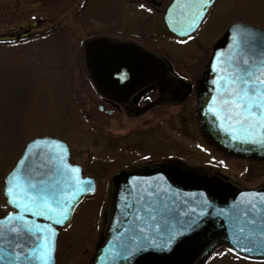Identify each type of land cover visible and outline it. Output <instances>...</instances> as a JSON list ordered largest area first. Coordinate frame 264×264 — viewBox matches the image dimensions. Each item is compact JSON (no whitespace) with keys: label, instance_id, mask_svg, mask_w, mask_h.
I'll list each match as a JSON object with an SVG mask.
<instances>
[{"label":"rangeland","instance_id":"1","mask_svg":"<svg viewBox=\"0 0 264 264\" xmlns=\"http://www.w3.org/2000/svg\"><path fill=\"white\" fill-rule=\"evenodd\" d=\"M232 2L235 9L228 6ZM126 6L124 0H0V36L21 34L25 27L31 29V24H37L27 38L0 43V214L9 209L2 193L3 177L23 145L35 136L53 135L68 141L71 160L81 163L85 173L96 175L98 180L97 193L83 199L71 222L60 231L57 264H87L100 228L105 226L103 215L108 211L110 175L119 168L116 165L119 158H113L115 164L104 160L112 152H124L119 145L122 141L125 146L126 134L158 137L153 128L155 121L180 111L176 106L158 108L139 119L124 114L109 118L104 112L98 113L82 41L90 35L111 32L147 43L153 38L154 47L168 52L181 70L188 59L185 55L191 56L190 63L196 67L210 55L211 44L224 27L222 20L227 15L245 17L264 28V0H222L217 6L216 22H207L191 40L183 39L186 42L180 43L165 34L163 10L151 13L136 4ZM177 128L198 138L194 123L191 130L184 122L177 124ZM174 143L184 149L180 138L175 137ZM165 145L156 150L170 146L169 142ZM191 149L199 151L193 145ZM207 149L214 153L209 145ZM229 162L228 172L237 176L238 168L231 164V170ZM255 167L264 168V163ZM249 178L251 182L262 179ZM204 264H264V261L240 258L220 246Z\"/></svg>","mask_w":264,"mask_h":264},{"label":"water","instance_id":"2","mask_svg":"<svg viewBox=\"0 0 264 264\" xmlns=\"http://www.w3.org/2000/svg\"><path fill=\"white\" fill-rule=\"evenodd\" d=\"M183 2L174 0L166 11L165 21L171 31L181 24V9L176 5ZM240 29L254 33L255 41L245 42ZM173 32L185 36L182 31ZM84 46L86 64L103 93H109L105 87L111 76L146 72L150 67L159 66L134 43L112 41L109 37L98 35L85 39ZM216 53H220V56L217 57ZM241 57L250 59V64L257 69L261 68L264 64L263 28L236 21L215 43L212 56L196 83L199 127L213 144L224 151L264 160V143L233 139L234 135L240 133L227 131L232 125L224 118L217 104L224 87L219 79L225 74L220 71L224 66L221 61L228 62L231 58L235 64ZM115 93L121 98L126 91ZM257 132H264V129ZM43 137L58 139L64 145L67 163L77 166L84 186L93 189L76 195L75 201L70 204L69 217L62 224L48 217L23 212L29 223L41 225L45 234L49 227L55 229V235L50 239L52 251L47 264H56L58 228L71 220L76 206L86 194L95 191L96 184L94 177L83 175L80 164L69 160L70 147L66 141L53 136ZM44 151L47 152V149ZM52 179L59 180V177L54 175ZM111 182L107 225L96 241L89 264H200L217 244H227L242 255L264 257V202L258 198L253 200L258 194L264 195V183L250 188H235L209 176L204 168L188 165L179 159L120 169L112 175ZM4 188L5 185L3 194L8 203ZM68 194L73 195L71 190ZM249 200H253L260 209L250 211L248 220L254 221L252 224L242 223L243 218H237L236 213L238 207L245 208L241 201ZM10 206L14 210L9 212L21 211ZM8 213L0 216V241H5L0 243V264H42L27 251L37 247L39 241L22 237L13 239V234L8 232V227L13 226L4 220ZM135 225H139V228ZM238 225L245 228L242 236L237 234ZM170 235L171 243H167ZM17 244L20 245L19 249L15 247ZM17 251H25V256L15 259L13 253Z\"/></svg>","mask_w":264,"mask_h":264},{"label":"snow or ice","instance_id":"3","mask_svg":"<svg viewBox=\"0 0 264 264\" xmlns=\"http://www.w3.org/2000/svg\"><path fill=\"white\" fill-rule=\"evenodd\" d=\"M212 3L213 0H184L183 3L177 4L176 6L181 9V24L178 28H173V31H182L186 39L191 40L192 36L188 33L199 26ZM138 7L143 8L144 5L140 4ZM169 26H171V18ZM240 31L244 35L245 42L255 41L254 33L247 29ZM179 42L185 43L186 40ZM215 55L219 57L220 53ZM221 63L224 66L220 71L225 74L219 79L224 87L217 104L219 111L224 113V118L232 125L227 131L240 133L234 135L233 139L264 143V132H257L258 129H264V64L257 69L254 64H250V59L242 57L235 64L231 62V58L228 62L221 61ZM213 111L216 112L217 109ZM44 149H47V152ZM78 173L77 166L67 163L65 147L58 139L37 136L25 144L22 155L5 176L4 191L8 203L21 210L9 212L4 218L9 225H13L8 227V232L13 234V239L22 237L25 240L33 238L39 241L37 247L27 251L35 255L42 264H47L52 251L50 239L54 237L55 229L49 227L45 234V229L39 224H30L23 212L54 219L57 224L64 223L69 217L70 204L75 201L76 195L93 190L84 186ZM54 175L59 177V180H53ZM69 190L73 195L68 194ZM256 198L264 202V195L258 194L253 200ZM253 200L241 201L245 204V208L236 209L237 218H243L242 223H254L248 220L249 213L260 211ZM136 215L138 216V213ZM135 227L139 228V225ZM236 230L238 235L245 234V228L240 225ZM248 234L251 235V232ZM171 240L170 235L167 243H171ZM4 242L0 241V243ZM15 247L19 249L20 245L17 244ZM24 256L25 251L13 253V257L17 260Z\"/></svg>","mask_w":264,"mask_h":264},{"label":"flooded vegetation","instance_id":"4","mask_svg":"<svg viewBox=\"0 0 264 264\" xmlns=\"http://www.w3.org/2000/svg\"><path fill=\"white\" fill-rule=\"evenodd\" d=\"M171 1L172 0H124L127 5L126 8L129 7V4H143V8L147 10L150 9L151 13L153 11L160 13V11L163 10L162 20L165 9ZM221 1L213 0V3L209 6L205 14V18L202 20L197 30L191 34L192 37L195 36L196 32L204 24L215 21L217 6ZM228 6L235 9L233 2L228 4ZM236 20H243L249 23L252 22L245 17H235L231 13L222 20L224 22V27L220 33L215 36L214 41L223 34V31L230 23ZM165 34L170 35L172 40H182L168 30ZM106 35L114 40L134 41L141 48L151 53L154 59L151 61H156L159 66L156 68L150 67L146 72L138 71L131 75L122 73L111 76L107 81L108 86L105 87L109 90V93L106 94H101L98 91L97 84L91 75L87 74L89 85L97 96L98 113L104 112L109 118L124 114L126 117L139 119L140 117L146 116L154 109L175 108V106L180 107L179 113L155 121L157 124H155L153 128L158 137L154 136L155 134H126L124 136L125 138H123V141L125 140V146H122V141H120L119 145V147L124 149V152L118 154L113 152L110 153L108 156L109 159L107 160L108 163L115 164L113 158L117 157L119 160L116 162V165H120V168H132L178 158L190 165L204 167L210 175L218 179L221 183H229L235 187L254 186L264 181V168L255 167V165L262 164L264 161H257L251 158L229 154L212 144L199 129L195 82L209 55L199 67L193 66V64L190 63L191 56L189 54L185 55L188 59H185L186 63H183V67H181L180 70L171 57H169L170 55L168 52L159 51L154 47L152 42L155 44L156 41H153V38L147 43L148 41L133 36L121 37L118 34H112V32ZM192 61H194V59ZM194 63L196 64L197 61L195 60ZM196 65H198V63ZM114 80H120L121 82L114 83ZM115 91H126V94L118 98ZM183 122L186 123L187 128L191 127L189 130L193 129V123L195 124V130L197 131L199 139L195 138L193 135H185L184 133L186 131L177 128V124ZM175 137L183 140L182 145L184 149L176 146L174 143ZM111 139L112 138L109 137V140ZM168 142L170 144L169 147H165L166 149L162 151L156 150L159 146H166L165 144ZM192 145L194 147L196 146L199 151L196 152L192 150ZM207 145L210 146V149L214 152L213 154L209 153ZM111 150L110 148V151ZM229 159H233L234 161L232 160V162L234 163L229 162ZM228 162L231 166V170L233 169L231 164L238 168L237 176H232L228 172ZM237 165L239 167L243 165V168L241 169ZM252 176L254 178L261 177L262 179L251 182L249 181V177ZM205 262L206 259H204L202 264Z\"/></svg>","mask_w":264,"mask_h":264}]
</instances>
